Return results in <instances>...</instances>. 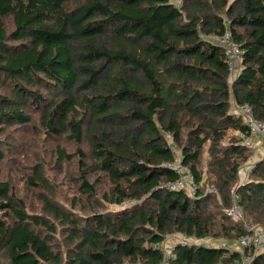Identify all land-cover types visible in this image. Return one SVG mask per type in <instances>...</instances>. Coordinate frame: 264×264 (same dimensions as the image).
Masks as SVG:
<instances>
[{
  "label": "trees",
  "instance_id": "16d2710c",
  "mask_svg": "<svg viewBox=\"0 0 264 264\" xmlns=\"http://www.w3.org/2000/svg\"><path fill=\"white\" fill-rule=\"evenodd\" d=\"M226 32L243 52L233 74L216 41ZM231 100L264 121V0H0V264L250 257L228 247L249 233L224 209L234 192L264 228V153L239 183L253 151ZM32 123L16 172L2 137ZM176 159L194 195L162 187ZM176 232L223 243L174 242L166 259L155 246Z\"/></svg>",
  "mask_w": 264,
  "mask_h": 264
},
{
  "label": "built area",
  "instance_id": "2783aa9c",
  "mask_svg": "<svg viewBox=\"0 0 264 264\" xmlns=\"http://www.w3.org/2000/svg\"><path fill=\"white\" fill-rule=\"evenodd\" d=\"M175 4L179 6V2L176 1ZM218 45L223 47L225 50L228 58H227V65L228 69L231 74H233L238 65L240 64L242 58V50L236 45L232 39L231 34L226 32L223 36L216 38ZM235 112L239 113L243 116L244 123L248 129V132L257 137H261L264 140V121L258 120L253 116L251 108L242 105V106H235ZM167 139L171 142L172 137L170 134H167ZM167 167L171 169L174 173L178 175L177 180L166 182L162 184V187L170 191H180L186 190L190 195H194L196 190V185L193 181V176L188 167L181 163L179 159L172 161L171 163L167 164ZM251 170V165L248 167V172ZM247 171V166H246ZM248 173H246L244 177V181L247 180ZM238 197L237 195L232 193V204L229 208L224 209V213L227 217L234 219L235 221H241L244 229L249 233L248 236L241 238L238 242V249H241L243 246L250 245L252 247V255L250 257L241 256L238 261L234 264H251L254 255L259 251L261 247L264 245V228L263 227H251L245 221L243 213L240 207L237 205ZM195 238L187 237L184 234H179L174 238V240L166 239L162 243L157 244L155 247L161 250L166 259H169L173 256L172 248L175 244L174 242H179L184 245L186 244H197L193 241Z\"/></svg>",
  "mask_w": 264,
  "mask_h": 264
},
{
  "label": "rangeland",
  "instance_id": "374dc122",
  "mask_svg": "<svg viewBox=\"0 0 264 264\" xmlns=\"http://www.w3.org/2000/svg\"><path fill=\"white\" fill-rule=\"evenodd\" d=\"M33 123L37 124L36 121V116L33 115ZM31 124L27 127H23V128H19V130L17 129H9L10 131L7 132L8 134L5 135L4 137H2V143L5 142V147L3 148L6 155H7V159L11 160L12 163L16 166V172H18L19 170L24 171L25 173H27V168H28V163L30 162L29 160V155L32 153V150L29 148V141L30 138L32 136V129L34 124ZM230 133V134H229ZM236 133V132H235ZM232 132L228 131V134L226 136V138L224 139V141L222 142L223 144H227L228 139L234 135H232ZM21 138H23V140L25 141L24 146H21ZM260 139V138H259ZM39 140V135L34 139V144H36ZM260 145L259 147H252V151H253V156L252 159L249 161V163H247V171L246 168L244 170V173H248V167L252 164L253 160H258L260 159V157L262 156V154L264 153V140L260 139ZM70 148V147H69ZM67 148V149H69ZM178 154V153H177ZM73 164V163H72ZM72 164H70L68 167L72 168ZM8 168V171H7ZM4 167L3 171H2V175L5 177V173L11 174V169L9 167ZM72 171V170H71ZM245 173V175H246ZM101 190L106 189L107 185H100ZM66 191H71V189H67ZM69 195V194H68ZM116 208V206H113ZM108 208H112V205H108ZM252 226V225H251ZM180 233L176 232L173 234H170L167 236L168 240H174V238H176L177 235H179ZM196 240V242H195ZM193 240L195 243H200L201 245H207V246H211L214 243H223L220 240H213L210 238H202V239H195ZM237 242H232L228 244V247L230 249H234L237 247ZM263 247H261L259 250L263 249Z\"/></svg>",
  "mask_w": 264,
  "mask_h": 264
},
{
  "label": "crops",
  "instance_id": "0c3cea01",
  "mask_svg": "<svg viewBox=\"0 0 264 264\" xmlns=\"http://www.w3.org/2000/svg\"><path fill=\"white\" fill-rule=\"evenodd\" d=\"M230 103H231V108H235V102H233L232 100L230 101ZM230 134V133H229ZM232 135H237V133H235V132H233V134ZM247 138V137H246ZM246 140H248V142L250 143V146L251 147H259V145H260V139H259V137H257V136H253V135H251L250 137H248V139H246ZM246 168V166H243L242 167V169H241V171L239 172V176H238V182L239 183H242V182H244V177H245V173H244V170H245V168Z\"/></svg>",
  "mask_w": 264,
  "mask_h": 264
}]
</instances>
